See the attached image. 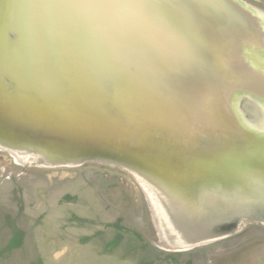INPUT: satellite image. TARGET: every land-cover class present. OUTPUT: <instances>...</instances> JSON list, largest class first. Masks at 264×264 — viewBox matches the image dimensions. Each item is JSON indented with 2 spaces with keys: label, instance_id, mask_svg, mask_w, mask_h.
Wrapping results in <instances>:
<instances>
[{
  "label": "water",
  "instance_id": "obj_1",
  "mask_svg": "<svg viewBox=\"0 0 264 264\" xmlns=\"http://www.w3.org/2000/svg\"><path fill=\"white\" fill-rule=\"evenodd\" d=\"M250 47L233 0H0V126L49 164L133 163L181 199L161 201L182 248L212 242L264 195V138L231 108L264 102Z\"/></svg>",
  "mask_w": 264,
  "mask_h": 264
},
{
  "label": "rangeland",
  "instance_id": "obj_2",
  "mask_svg": "<svg viewBox=\"0 0 264 264\" xmlns=\"http://www.w3.org/2000/svg\"><path fill=\"white\" fill-rule=\"evenodd\" d=\"M233 1L264 31V0ZM243 56L264 74V51L245 48ZM231 108L264 138V102L237 92ZM47 160L0 126V264H264V195L244 207L251 216L232 234L182 248L162 202L181 199L133 163Z\"/></svg>",
  "mask_w": 264,
  "mask_h": 264
}]
</instances>
